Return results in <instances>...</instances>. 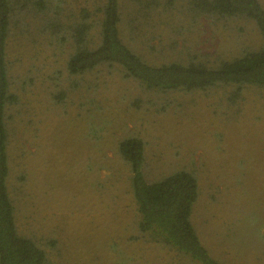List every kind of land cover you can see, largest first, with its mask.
Segmentation results:
<instances>
[{
    "label": "rangeland",
    "instance_id": "374dc122",
    "mask_svg": "<svg viewBox=\"0 0 264 264\" xmlns=\"http://www.w3.org/2000/svg\"><path fill=\"white\" fill-rule=\"evenodd\" d=\"M45 1L23 7L6 41V183L19 233L51 264H197L138 229L118 153L137 137L148 181L196 177L191 222L211 257L264 264V88L147 90L117 64L70 74L65 31L102 0ZM120 1L122 40L151 61L213 66L259 45L250 21L198 14L191 0Z\"/></svg>",
    "mask_w": 264,
    "mask_h": 264
},
{
    "label": "trees",
    "instance_id": "16d2710c",
    "mask_svg": "<svg viewBox=\"0 0 264 264\" xmlns=\"http://www.w3.org/2000/svg\"><path fill=\"white\" fill-rule=\"evenodd\" d=\"M27 4L42 11L46 1L0 0V264H51L43 249L19 233L6 183L8 159L4 112L10 101L6 41L18 13L23 7L31 11ZM191 4L196 13L207 17H240L250 21L258 33L259 45L246 47L229 59H219L213 66L201 60L151 61L131 49L121 38V1L102 0L101 6L91 14L82 10L79 21L65 31V38L72 47L66 62L68 72L75 75L100 64H117L124 77L134 79L147 90L162 92L206 89L220 84L234 85L236 94L244 85L264 88V7L261 2L191 0ZM96 36L98 42L93 45L91 42ZM118 153L130 172L139 231L197 264H220L202 245L191 222L198 196L196 177L190 171L177 170L148 181L143 173L144 143L137 137L121 140Z\"/></svg>",
    "mask_w": 264,
    "mask_h": 264
}]
</instances>
